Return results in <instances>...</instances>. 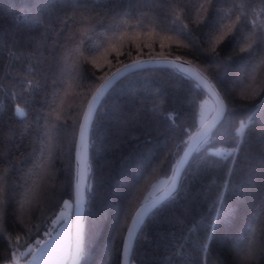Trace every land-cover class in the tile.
Returning <instances> with one entry per match:
<instances>
[{"label":"trees","instance_id":"trees-1","mask_svg":"<svg viewBox=\"0 0 264 264\" xmlns=\"http://www.w3.org/2000/svg\"><path fill=\"white\" fill-rule=\"evenodd\" d=\"M25 16H38L39 23L24 22ZM249 36L256 43L245 50ZM261 38L264 0H48L42 6L40 0H0V263L43 239L64 200L73 201L78 129L96 87L127 62L172 57L201 70L232 115L227 132L186 165L180 196L139 230L131 264H167L166 258L196 264L209 232L208 264H260L259 258L244 260L243 252L264 246ZM185 76L170 67L143 68L117 81L99 104L90 132L85 219L101 201L105 213L79 264H121L134 212L152 197L155 181L170 180L186 146L181 142L199 128V104L207 96ZM17 107L25 117L15 114ZM242 121L243 137L236 134ZM241 139L229 177L231 157L208 152L230 151ZM197 166L201 173L193 181ZM221 194L234 212L213 229ZM121 211L127 217L122 231Z\"/></svg>","mask_w":264,"mask_h":264},{"label":"snow or ice","instance_id":"snow-or-ice-1","mask_svg":"<svg viewBox=\"0 0 264 264\" xmlns=\"http://www.w3.org/2000/svg\"><path fill=\"white\" fill-rule=\"evenodd\" d=\"M48 0H40L41 6L46 4ZM80 2V0H78ZM147 2V0H146ZM209 4L212 3V0H208ZM229 15L230 14H226ZM178 19V17H177ZM240 17H237V20H239ZM24 22H31V23H39V17L34 16L29 21V18L27 16L23 17ZM176 23V20H173V24ZM224 27H229L228 25H224ZM231 30V28H229ZM181 35H187L184 33L183 29L178 30ZM223 35L219 37V39H223ZM264 40V38H261ZM244 43L246 44L247 49H251L253 47V44L256 43V40L253 39L251 36L245 37ZM140 66L139 62H134L131 65H125L124 69H117L115 73L112 74L111 77H109L103 84L100 85V87L96 90V94L93 97V102L89 103L88 111L85 113L84 120L85 124L81 125L80 127V141L81 146H84V140H85V129L88 125L90 118L92 116V103H94L99 97L104 95L105 91L109 89L114 82L121 76L122 72H127L129 69L138 68ZM173 67H176L181 70V72H186L187 75L184 78H192L195 79L197 82L196 86L200 89L207 90L211 94L215 93V86L209 82L200 72L194 71L192 69H184L183 65L177 64L173 65ZM221 71H223V66H221ZM217 103V115L214 117L211 123H208L205 125L203 122H201V126L199 130L196 132L195 136H189V141H182L181 143L186 144V148L184 150L183 156L180 157V159L176 162L175 167L172 169V176L170 178V181L168 183V187L158 196H153L150 199H146L144 203L141 204L139 208L136 209L135 215L132 218L131 225L127 226V235L123 239V249L122 253L124 255H128L131 253L134 241L136 236L139 234L138 229L142 230V227L146 225L148 218L151 215H154L158 212H161L166 209V207L169 204V201L174 200L180 196L181 191L183 190L184 184L183 180L181 179V168L185 164L189 163H195L196 159H199L198 154L201 153L203 149H205V146L210 144L213 141L219 140L226 132H227V126L230 124V118L231 113L228 111L227 106L225 105L223 100L218 99L216 101ZM257 109L264 114V104L257 105ZM15 114L18 117H25L26 112L23 108L17 107L15 109ZM171 119L173 120V123L175 121V114L171 116ZM248 120L250 124L255 123L254 115H249ZM245 128V124L242 121L241 127L236 130V134L238 136L243 137V129ZM45 136H47V133H45ZM264 138V137H262ZM243 140H238L236 143V147L233 148L230 151L225 152H208L209 156H216L221 157L224 160H227L229 157H231L233 165L229 168V177H231L235 165L237 162V155L239 153V149L241 146V143ZM44 148L41 149V155L44 154ZM261 162L264 163V157H261ZM202 163L205 166H210L212 161L204 160ZM187 171V169H185ZM201 173L200 166H197L195 169L191 171V176L193 181L198 178V176ZM254 169H249L247 180L250 182L253 177ZM81 178H83V174L81 173ZM2 179V177H0ZM231 184V180H225L224 187L227 188ZM84 198L79 192V185L77 184V216H78V223L76 227V234L75 239L70 245H57L54 238H51L50 233L51 229L46 231L44 235L46 237H49V239L42 240L37 239L35 240L34 244H27L26 248L27 251L24 254L25 255V264H37V262L45 260V259H59V260H69L75 264L76 261H78L81 256L86 251L87 243L90 242L98 229V226L100 222L103 219L104 213H105V206L103 201L95 208V210H91L88 217L85 219L82 217L79 208L83 204ZM65 207L68 205V201L64 202ZM214 211H215V217L213 219V229H215V226L218 223H227L231 216L233 215L234 208L232 204L228 203L223 194L219 195L217 200L214 202ZM63 213H61V216ZM120 221L118 227L120 230H123V225L125 224L127 217L124 214L123 211L119 213ZM60 217L57 218V220L53 221V224H56ZM191 231V229H189ZM212 232H209L207 235V238L203 243L199 245V252L201 254V259H198L196 264H208V261L210 257L205 256L208 252V245L211 242L212 239ZM19 238H17L18 240ZM27 257H30L31 259L28 260ZM259 258L260 264H264V246H262L257 252V250L249 246L244 252H243V259L246 261L255 262ZM15 252L12 253L11 261L15 262ZM167 264H171L170 258H166ZM154 264V262H152Z\"/></svg>","mask_w":264,"mask_h":264},{"label":"water","instance_id":"water-1","mask_svg":"<svg viewBox=\"0 0 264 264\" xmlns=\"http://www.w3.org/2000/svg\"><path fill=\"white\" fill-rule=\"evenodd\" d=\"M134 62H139L140 63V66L138 68L129 69L127 72H122L121 76L114 82V84L117 81H119L121 78H123L124 76H126V75H128V74H130V73H132L134 71H137V70H140V69H143V68H148V67H170V68H174V69H177V70L181 71L180 69H178L176 67H173V65H177V64L183 65L185 70L186 69H192L194 71L200 72L209 82H211L213 84V82L201 70H199L193 64H191V63H189L187 61H184V60H181V59H178V58H172V57H150V58L137 59V60H133V61L127 62V63L121 65L120 67H118L117 69L123 70L125 65H131ZM117 69H115L114 71H112L96 87V89L94 90V92L90 96V98H89V100H88V102H87V104H86V106L84 108L82 117H81L79 129H78V134H77V139H76V145H75L74 191H73V202H74V210H73V241L75 239L76 227H77V223H78V216H77V184L79 185V192L81 193V195L84 198V202L80 206L79 211H80V213H81V215H82L83 218H85V216H86V203H87L86 188H87V179H88V158H89L90 132H91L92 122H93V119H94V116H95V113H96V110H97L99 104L101 103V101L104 98V96L113 87L114 84L109 89H107L105 91L104 95H102L94 103H92V116L90 118V121H89L88 125L86 126V129H85L84 146H81V141H80V127H81V125L85 124L84 116H85V113L88 111L89 103L90 102H93V97L96 94V90L109 77H111L112 74L117 71ZM183 73H185L187 75L186 72H183ZM193 80L195 81V79H193ZM204 91L213 100L214 105H215V108H214L213 113L210 115V117L208 118V120L204 123L205 125H207L208 123H211L212 120L214 119V117L217 115V103H216V101L218 99L224 101V99L221 97V95L219 94V92L217 91L216 88H215V93H216L215 95L209 93L207 90H204ZM224 103H225V101H224ZM225 105H226V103H225ZM199 128L191 136H195V134L199 130ZM185 148H186V146H185ZM185 148L183 149L180 157L183 156V153H184ZM180 157H179V159H180ZM186 165L187 164L183 165L182 168H181V176H182V173H183ZM81 173L83 174V178H81ZM169 181H168V183H169ZM168 183L159 192H157L153 196L160 195L168 187ZM152 197H150V198H152ZM134 215H135V212H134L133 216ZM133 216H132V218H133ZM132 218H131L130 223H129L128 226L131 225ZM138 232H139V229H138ZM126 235H127V231H126L125 237H126ZM122 249H123V246H122ZM131 253H132V251H131ZM131 253L128 254V255H124L123 253H121V264H131ZM79 261H80V259L78 261H76L75 264H79ZM67 264H73V262L68 261Z\"/></svg>","mask_w":264,"mask_h":264},{"label":"rangeland","instance_id":"rangeland-1","mask_svg":"<svg viewBox=\"0 0 264 264\" xmlns=\"http://www.w3.org/2000/svg\"><path fill=\"white\" fill-rule=\"evenodd\" d=\"M215 108L213 100L207 95L203 99H201L199 104V111L197 117V125L200 127L201 122L205 123L210 115L213 113ZM168 183L167 177H161L157 181L153 183L151 188L149 189L148 195L153 196L157 192H159L166 184ZM68 201V205L65 207L64 202ZM62 204V207L57 211L54 217L51 220L52 230L50 233L51 238H54L57 245H70L73 242V210H74V202L67 198ZM61 213L63 215L61 216ZM60 217L56 224H53L54 220ZM49 239V237H44L42 240ZM21 253L16 257L15 262L12 264H25V254ZM30 260V257H27ZM69 260H59V259H45L37 262V264H67ZM0 264H10L9 262H4Z\"/></svg>","mask_w":264,"mask_h":264}]
</instances>
